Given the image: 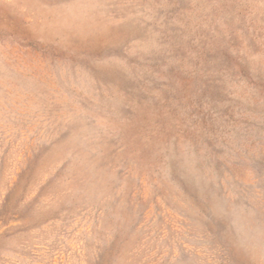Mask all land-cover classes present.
Returning a JSON list of instances; mask_svg holds the SVG:
<instances>
[{
  "label": "rangeland",
  "instance_id": "374dc122",
  "mask_svg": "<svg viewBox=\"0 0 264 264\" xmlns=\"http://www.w3.org/2000/svg\"><path fill=\"white\" fill-rule=\"evenodd\" d=\"M0 264H264V0H0Z\"/></svg>",
  "mask_w": 264,
  "mask_h": 264
}]
</instances>
